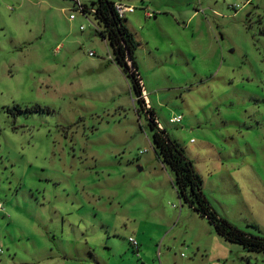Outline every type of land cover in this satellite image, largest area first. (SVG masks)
<instances>
[{
  "label": "rangeland",
  "instance_id": "rangeland-1",
  "mask_svg": "<svg viewBox=\"0 0 264 264\" xmlns=\"http://www.w3.org/2000/svg\"><path fill=\"white\" fill-rule=\"evenodd\" d=\"M91 1L0 0V264H264L177 195L149 125L264 236V0H121L142 94Z\"/></svg>",
  "mask_w": 264,
  "mask_h": 264
},
{
  "label": "trees",
  "instance_id": "trees-1",
  "mask_svg": "<svg viewBox=\"0 0 264 264\" xmlns=\"http://www.w3.org/2000/svg\"><path fill=\"white\" fill-rule=\"evenodd\" d=\"M74 1L77 3V0ZM113 3L112 0H92L90 5L78 3V6L84 12L92 10L94 17L104 26L102 30H99L100 35L110 44L116 63L131 78L137 93L142 94L141 83H139L142 78L135 57V49L139 43L133 37L125 17L121 18L117 15ZM41 108L40 105L36 104L32 108L26 109L36 111ZM9 110H12L13 113L23 111L22 107L17 104H14ZM149 113L153 114L152 111ZM150 118L152 120L149 119V125L152 130L154 145L162 159L161 161L173 170L177 195L213 224L215 231L224 239L240 244L245 250L251 252L264 251V236L239 229L227 218L220 216L207 200L202 188L201 176L195 170L191 159L186 156L183 148L168 135L164 128L159 129L154 117Z\"/></svg>",
  "mask_w": 264,
  "mask_h": 264
},
{
  "label": "built area",
  "instance_id": "built-area-1",
  "mask_svg": "<svg viewBox=\"0 0 264 264\" xmlns=\"http://www.w3.org/2000/svg\"><path fill=\"white\" fill-rule=\"evenodd\" d=\"M81 4V3H80ZM113 6H114V10L117 12V15L119 16V17H121V18H123V17H125L126 16V14L127 13H131V12H134L135 11V9H136V7L134 6V5H131L130 3H127V2H123V1H116V2H114L113 3ZM82 10V9H81ZM92 11V10H91ZM91 11H89V12H84V11H82L83 12V14L84 13H91ZM148 15L147 16H150V15H152L151 13H147ZM70 18H74V14H70ZM81 27H83V26H81ZM142 85V84H141ZM143 86V85H142ZM143 92H144V97H145V90H144V88H143ZM181 118H182V116L180 115V114H178V115H172L170 118H169V121H171V122H175V123H177V122H180V120H181ZM157 125H159V129H162L163 128V126L160 124V122L157 120ZM0 209H2V204H1V202H0ZM129 242L132 244V245H137V242H136V240H134V239H129Z\"/></svg>",
  "mask_w": 264,
  "mask_h": 264
},
{
  "label": "crops",
  "instance_id": "crops-1",
  "mask_svg": "<svg viewBox=\"0 0 264 264\" xmlns=\"http://www.w3.org/2000/svg\"><path fill=\"white\" fill-rule=\"evenodd\" d=\"M119 1H121V0H119ZM147 13H148V12L146 11V16L148 15ZM149 13H151V12H149ZM151 14H152V13H151ZM145 98H146V96H145ZM146 99H147V98H146Z\"/></svg>",
  "mask_w": 264,
  "mask_h": 264
}]
</instances>
